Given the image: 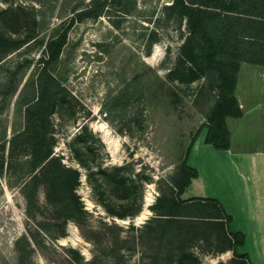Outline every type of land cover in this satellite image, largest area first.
Masks as SVG:
<instances>
[{
    "label": "rangeland",
    "instance_id": "1",
    "mask_svg": "<svg viewBox=\"0 0 264 264\" xmlns=\"http://www.w3.org/2000/svg\"><path fill=\"white\" fill-rule=\"evenodd\" d=\"M51 1L54 7L46 9L40 26L31 17L34 3L0 0V37L21 46L2 60L0 143L21 126V102L32 94L38 58L51 37L69 24L74 15L70 4H88ZM172 2L127 0L68 30L51 70L65 92L50 118L57 138L54 151L80 172L75 192L86 212L79 221L53 227V237L40 233L39 245L29 240L30 252L20 263L15 243L33 232L36 221L26 216L18 187L0 177V264L246 263L234 255L226 222L206 217V207L178 212L180 222L170 239L147 223L181 183L192 137L196 141L214 127V119L229 110L231 94L222 56L208 59L186 18L165 8ZM116 94L125 107L108 122L101 105ZM206 149L207 167L217 157L212 146ZM208 172L204 195L222 196L225 181ZM38 200L44 203L43 189Z\"/></svg>",
    "mask_w": 264,
    "mask_h": 264
},
{
    "label": "trees",
    "instance_id": "2",
    "mask_svg": "<svg viewBox=\"0 0 264 264\" xmlns=\"http://www.w3.org/2000/svg\"><path fill=\"white\" fill-rule=\"evenodd\" d=\"M31 17L41 26L46 9H53L51 0H29ZM127 0H88L86 7L70 4L71 17L69 24L60 34H55L49 40L46 50L38 58L39 68L35 81L32 83V94L21 102L23 108L22 124L12 131L8 140L0 143V177H4L8 186L16 185L24 199L25 214L36 221V227L27 235H22L16 241V250L22 263L30 252L29 240L39 245L40 233L53 237V227L76 220L86 212L79 196L75 192L80 172L78 169L66 165L62 156L54 151L57 143L56 133L51 121V114L55 101L63 97L65 89L53 77L51 70L58 61L59 54L65 43L70 27L86 18L102 16L110 6H119ZM67 3V2H66ZM72 3V2H71ZM172 16L185 17L190 32L197 34L205 47L208 59L222 56V62L229 71V110L222 117L214 119V127L205 134L204 142L211 144L216 150L229 148V131L224 123L226 116L239 117L238 107L233 91L236 75L241 62L264 65V0H173L165 7ZM21 46L11 45L0 37V73L4 69L2 60ZM29 48V47H28ZM27 48V49H28ZM29 50V49H28ZM221 62V61H220ZM178 77H175L177 79ZM179 79V78H178ZM187 79H194L188 76ZM2 88L4 87L3 84ZM0 85V86H1ZM119 94L106 99L102 105V112L108 122L123 110ZM195 135L187 147L182 161L181 183L177 190H171L166 198L162 210H155V216L149 222L155 232L163 238L170 239L179 224L178 212L186 209L200 211L204 207L208 210L206 217L217 221L224 220L229 230L232 219L221 203L212 197H191L182 199L180 195L196 178L197 170L187 164V158ZM83 166V162H79ZM43 189L44 203L38 200V191ZM37 217H43L37 221ZM146 225V223H145ZM232 241L234 255L241 259L240 264H250L245 254H235V248L243 245L242 232H228ZM22 261V262H21Z\"/></svg>",
    "mask_w": 264,
    "mask_h": 264
},
{
    "label": "crops",
    "instance_id": "3",
    "mask_svg": "<svg viewBox=\"0 0 264 264\" xmlns=\"http://www.w3.org/2000/svg\"><path fill=\"white\" fill-rule=\"evenodd\" d=\"M233 94L241 115L224 118L229 148L216 150L204 142L205 134L199 136L187 159L198 175L183 194L187 193V198L210 197L204 195L206 171L214 179L221 175L226 192L212 198L231 215L230 230L244 234L243 245L238 246L240 254L247 255L250 264H264V65L241 62ZM208 146L215 149L217 158L208 161L207 168L203 155Z\"/></svg>",
    "mask_w": 264,
    "mask_h": 264
},
{
    "label": "bare ground",
    "instance_id": "4",
    "mask_svg": "<svg viewBox=\"0 0 264 264\" xmlns=\"http://www.w3.org/2000/svg\"><path fill=\"white\" fill-rule=\"evenodd\" d=\"M99 130L104 131L105 133L104 126H100ZM145 202H146V205H148L150 202V199L147 196L145 197ZM143 213H145V211H143Z\"/></svg>",
    "mask_w": 264,
    "mask_h": 264
}]
</instances>
